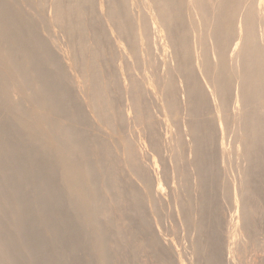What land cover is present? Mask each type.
<instances>
[{"label":"bare ground","instance_id":"6f19581e","mask_svg":"<svg viewBox=\"0 0 264 264\" xmlns=\"http://www.w3.org/2000/svg\"><path fill=\"white\" fill-rule=\"evenodd\" d=\"M208 3V7L211 9L207 7L206 0H0V107H8L9 111L12 112L11 114H15L16 116L15 120L9 123V125H12L9 126L7 124L9 127H0V264H23V261H27L28 264H62L57 250L63 246L65 248L68 247V250H70L69 244L63 240L62 243L55 244L56 251L52 253V257L48 259V262H46L47 260L42 262L38 258V254L44 252L46 249L38 242V236L32 237L26 230L28 222L36 218L47 220L45 232L46 230L48 232H51L53 229L56 230L59 226V229H70L74 234L78 231V226L85 222L86 227L92 230L94 234V239L92 240L91 237L90 241H86L85 243L92 248H97L99 252L98 260L101 264H113L114 259L118 261L117 258H113L115 256H113V250L111 251L112 247L115 246L113 245L114 243L119 244V248L133 246L132 249L136 253L142 249L141 246L143 247V245L148 244L147 240L143 244L140 242L137 244L135 241L136 238H139V233H137L139 228L137 227L138 221L134 220L133 216H131V222L127 223V228L131 229L130 233H127L126 223H119L121 220L118 222L119 224L116 222L114 236H112L113 238L110 237L109 226L112 227L113 224L110 225L111 220L109 216L113 212L122 209V202L124 204L125 199L122 201L118 197L120 196L119 191L121 188L117 184L113 183V187L111 186V188L109 186L107 188V185L105 186L107 188V191L105 190L107 195L102 191L105 181L117 177L115 160H112V164L108 162L105 168H103L105 165L103 162L105 159L110 160V158H114L113 156H117V163L129 175L126 177L129 178L131 176L135 179V186H137V181L139 184L141 182L144 185V190L143 188L139 189V191L135 188L133 190L130 188L132 190V197H129V201L126 200L133 207L137 205V202L143 203L144 208L140 210L142 222H145L144 224L147 229L151 227L155 233L157 232V225L154 227V223H152L155 218L153 217L154 219L151 221L147 217V204L148 207L150 205L155 206L154 204L160 200L158 193L160 190L158 189L161 188L163 190L164 188H159L156 185L158 189L154 190L156 187L154 186L155 183L151 184L147 180L148 178H145L147 170L141 165L142 152L137 144L138 142L134 141L137 140L135 139L136 135L133 140L128 136L129 133H125L124 135L121 133L123 135L121 139H113L111 141V139L105 137L106 135L102 137L94 134L86 129V127L79 129L78 125L98 122V126L104 129L103 133L104 131L105 133L108 132V130L112 133L116 132L120 124L128 127L132 120L135 121V124H143L145 126L144 129L147 128V130L160 125L163 123L161 119L160 124H158L159 121L155 122V119L153 120L155 115L152 113L155 111L152 112L151 109H153L154 104L151 105V109L149 105L152 97L149 100L147 99L148 101L140 99L141 95L149 93L152 96L155 94L154 90H152L153 94L150 91L156 85L164 92L165 103L164 105L161 104L164 116H167L169 120L171 119L170 121L166 119L169 122L168 124L172 121V125L173 123L177 125V134L179 133L180 135L181 133L188 132L192 141L202 140V137L205 139L207 134L203 133V126L207 129V124L205 127L204 124L202 126L199 123L201 127L198 123L197 125H190L188 123L183 124L180 121V115L184 114L181 113L184 109H182L183 105H181V102H183V98L185 97L183 96L182 100L180 98L181 88H179V80L185 86L184 93L187 96L186 104L189 115H192L196 108H200L199 110L202 111L203 106L206 104L203 101L209 100L210 102L208 101V103L211 106L214 105V108L212 107L215 109L213 114L216 115H214V125L221 131L220 145L223 159L228 157L227 155L225 157V153L227 152L225 140L228 136L227 133L230 132L228 130H232L237 134L235 145L237 150L240 151V159L244 163V166L242 165L243 168L240 166L242 169L240 168L241 170L239 171V183H234L235 191L233 192H235V199L242 202L240 204L243 207V219H241L243 220L242 223H244L242 227L244 228L243 232L244 230H248L247 234L245 231V235H248L249 230L251 232L254 228L257 229L255 226L258 224L254 225V218L250 215L255 209L251 207H255L257 203L256 205L250 203L252 205L250 207L246 202H248L247 197L250 198L249 196L256 195L254 189H258V185H255L251 177L254 174L262 172L259 164L257 165L255 162L253 165L254 157L261 156V152L264 151L262 149L264 145V137H262V133H264V0H208ZM137 5L142 6V10L139 13L135 12ZM36 7H40L39 9L42 11L48 7L50 12L49 14L44 12V14L48 15L42 16V11L40 10L41 13L39 14ZM41 7H44V9ZM36 11L38 14H36ZM41 16L50 24L48 27L59 26V30L61 28L68 37H71V44H73L67 45L69 50L67 57H65L66 60L51 53L52 45L44 35L45 31L48 32V27L45 26L47 30L43 27L45 31L42 29L44 31L42 33L40 28L36 29L32 25L36 17H39L41 20ZM42 20L40 22H43ZM42 25L44 26V24ZM52 32L54 33L53 30ZM58 33L56 34L58 37L62 35H58ZM48 35H50V31ZM160 39L168 49L172 50L174 63L168 66L163 76H158L157 74L144 76L138 71L143 76V78H138L136 71L131 66V59L140 62V60H145V56L149 59L154 57L156 49L161 44L157 46V42ZM51 41L52 44L56 42L52 39ZM107 44H113L111 51H107ZM62 51L64 50L62 49ZM158 53L160 54V51ZM160 58H156V60H161ZM119 60L120 63H118V66L112 72V65L114 63L117 64ZM156 60H154V63ZM169 60L170 62L172 61L171 59ZM160 67L162 68L163 66L160 65ZM162 69L164 70V68ZM51 70H59L62 75L51 76ZM68 76L71 77V81L69 84H66L64 83V79H67ZM123 78L126 80L125 86L121 84V79ZM220 80L221 83L219 82ZM197 83H199L200 87H197ZM76 89H78L77 93L75 92ZM115 89L121 91L125 101L129 103L128 106L119 107L117 105L116 97H113ZM158 90L160 89L157 88L156 91L158 92ZM161 90L159 91L160 93ZM208 91L209 95L205 96ZM193 93L199 95L198 98L202 97L204 99L203 97H207L208 99L206 98V100L200 102V98V103L197 104V99L194 100L192 96ZM163 96L159 98L164 100ZM157 105L155 107L156 110L159 107ZM8 108L5 109L8 110ZM85 108L89 109V111H85ZM204 109L206 110V108ZM206 112L208 111L206 110ZM164 116L163 118H165ZM77 119L83 122L74 123V125H77L76 127L72 125L67 126L70 121L72 122ZM179 122L183 125H180ZM229 123L233 128L229 126ZM132 126L134 127V125ZM133 127L132 129H134ZM123 128L127 129L126 127ZM171 128L173 130V127ZM22 129L27 132V135L14 139V134L20 132ZM125 129L124 131H121L122 129L120 131H127ZM132 129L130 130L132 131L131 133L136 134L137 131L133 132ZM140 131L142 132L140 135H143V127H141ZM250 132L253 133L251 134ZM173 136L175 137L174 134ZM97 140L98 142H96ZM92 142H96V144L94 143V145ZM156 142H150L151 147L152 143L156 144ZM177 142V145L174 143L176 145L174 146L176 147L174 151L176 157L181 159V161H177L176 169L178 171H176L179 172L178 174L181 177L178 179L180 175L176 176L180 182H183L182 187L187 188L188 194H192L190 193L192 179L189 180L190 176H187L188 173L184 174L182 170H184L183 168L186 165L197 167L202 163L204 164L207 161V154L206 156L204 155V150H201L202 153L201 151L197 153V151L196 155L195 152L193 153L195 156L188 159L183 146L185 145V141L181 142L180 139H177ZM52 144L57 145V150L51 149ZM41 147L43 150L39 149L40 151L38 150L39 152L34 156L27 159L23 158L25 153L32 150L35 151ZM151 149L153 153L157 151L155 146ZM94 151L95 155L97 154L98 156L96 155L97 157L94 158L93 155V159L95 160H91L90 154ZM156 153L158 154V152ZM236 155H234L235 157L233 156V159L236 158ZM120 156L122 159H120ZM157 157L160 156L158 155ZM185 157L187 158L186 161H184ZM159 159L161 160V157ZM228 159L229 157L227 158V162ZM209 160L212 161L211 159ZM231 160L232 156L229 161ZM234 160L236 161V159ZM227 162L223 164L226 165ZM210 163L207 164L210 165ZM251 163L253 165L251 168H254L253 170L250 169ZM236 167L239 168L238 166ZM58 169L61 171L60 174H56ZM235 173L238 174V172ZM194 174H196V179L198 180L196 186L208 188L207 185L210 183L206 182L208 180L206 179L207 175L205 178V175L199 171H196ZM118 175L121 174L118 173ZM15 180H22L23 186L14 185L13 181ZM4 184H8V188L5 189L6 186L4 187ZM120 184L122 186V182ZM132 185L134 187V183ZM129 186L131 187V185ZM37 187L48 188L50 192L44 193V195L39 196L35 201L34 199L31 201V197L29 200L27 190H33ZM100 190L105 196H99ZM142 190L143 192H140ZM153 190L157 192L155 193ZM68 191H70L69 198L66 199ZM123 195L120 197L123 198ZM127 195L129 196L128 193ZM190 200L183 202L186 209L184 217L188 219L186 221L185 218L186 222H189L191 214L187 210V207L193 205V203L189 202ZM259 202H262V200ZM66 203L68 212L64 211L60 218L53 215L52 209L54 207L65 205ZM128 207L126 206V208ZM135 208L138 210L137 207ZM180 209V206H178V210ZM10 211L15 218H11ZM33 212L34 215H32ZM172 217L176 219L173 215ZM199 217L201 216L198 215V219L201 221L203 216ZM162 218L159 219L163 220ZM159 219L158 222L162 223L163 221H159ZM191 220L192 218L190 219V223H192ZM162 224L164 226V223ZM198 226L199 231H201L202 225L197 224L196 227ZM187 227H185L186 230L190 226ZM237 227L240 229L239 226ZM197 229L196 232L199 233ZM190 231L193 230L189 229L188 232ZM255 232L254 234L257 236L258 233ZM125 235L129 236V240H124ZM186 235L188 237L191 236L189 233H186ZM252 236L248 235L249 238ZM192 237H194V234ZM236 238H238V235ZM251 239L254 242L256 241L254 238ZM257 239L259 240L260 238ZM70 240L69 243L71 242L74 246L82 244L74 235ZM187 240L190 239L187 238ZM241 240H244V238ZM134 241L137 246L134 245ZM216 241L214 242L213 240L211 243L210 240L214 248L210 250L212 253L210 252L211 254L209 253L208 257L205 255V258L208 259V264H215L214 260L221 257L223 248ZM19 245H24V247L20 249ZM253 245H256V242ZM150 246L153 248V245ZM210 246L209 248H211ZM201 247L202 245L198 247V252L196 251L199 259L204 258V256H201L204 253ZM206 247L208 248L207 245ZM244 247L246 248V246ZM145 248L148 249L147 246ZM240 248L238 244L239 253ZM208 249L205 248V250ZM153 253V258H156L157 261L159 260L158 263L162 261L164 264H173L172 257L164 256L159 250ZM188 261L191 260L188 259ZM183 262L181 261V263Z\"/></svg>","mask_w":264,"mask_h":264},{"label":"rangeland","instance_id":"374dc122","mask_svg":"<svg viewBox=\"0 0 264 264\" xmlns=\"http://www.w3.org/2000/svg\"><path fill=\"white\" fill-rule=\"evenodd\" d=\"M209 3H208V0H206V5H207V7L209 6L208 5ZM40 7H36V9H38V13L40 14L41 13V9H39ZM42 8V7H41ZM48 7H46L45 9H44V7L42 8V9H44V11H42V16L43 15H48L49 14V12H50V10H49V8L47 9ZM208 8H210V7H208ZM35 9V8H34ZM137 11H136V10ZM135 12L137 13H139L141 10H142V6L141 5H137L136 7H135ZM211 9V8H210ZM41 10V11H40ZM48 10V11H47ZM33 11V10H32ZM35 11V10H34ZM40 11V12H39ZM44 12H46V13H48V14H44ZM37 13V11H36V14H38ZM36 16H38V15H36ZM41 16V18L43 19V17ZM40 17V16H39ZM39 17H36V20L34 21V23H32V25H34V27L36 28V29H41V32L43 33L45 30H47L48 32H44V35H45V37L49 40V42L51 43V45H52V47H51V53L53 54V55H55V56H60L61 58H64L65 59V57H67V55H68V50H69V48H68V46H70V45H72L71 44V37H68V35L67 34H65L63 31H62V29L60 28V30H59V26H51V28L50 27H48L50 24H48L47 23V21L46 20H42L43 22H40L41 20H40V18ZM38 18H39V20H38ZM46 18H47V16H46ZM42 24H44V26L42 25ZM46 24H48V25H46ZM42 25V26H41ZM116 25V24H115ZM42 28H41V27ZM48 27L47 29H46V27ZM45 28V30H44V28ZM102 27V26H101ZM51 30H50V29ZM42 29L44 30V31H42ZM52 30L54 31V33L52 32ZM56 30V31H55ZM49 31H50V35H48V33H49ZM58 31H59V33H58ZM52 32V33H51ZM58 33V35L59 34H62V35H60L59 37L56 35ZM52 34H53V36H52ZM50 36V37H49ZM55 36H57V37H55ZM54 41H56L57 42V40H59L58 42H57V45H56V42L54 43V44H52V41H51V39ZM55 38V39H54ZM57 39V40H56ZM66 42V43H65ZM58 43H59V47H58ZM60 43H61V45H60ZM158 44H157V46H158V49H156L157 51L155 52L156 54H159L158 53V51H160V54L159 55H156L155 54V59H154V57H152V58H147L146 56H145V63H143L144 61L143 60H140V62L139 61H137V60H133V59H131V66H133V69L136 71V76L139 78H143V76L140 74V72L144 75V76H146V75H149V76H151V75H155V74H157L158 76H163V75H165V73H166V71H167V69H168V66L170 65V64H173L174 63V54L171 52L172 50L169 48H167L165 45H164V42L163 41H161V39L157 42ZM69 44V45H68ZM53 45H54V47H53ZM68 45V46H67ZM162 45V46H161ZM164 46V47H163ZM161 48V49H160ZM167 48V49H166ZM61 49V50H60ZM62 49L65 51H62ZM106 49H107V51H111L112 49H113V44H107L106 45ZM166 49V50H165ZM163 50V51H162ZM170 52H169V51ZM62 51V52H61ZM167 52H169L170 53V55H169V53H167ZM67 53V54H66ZM156 56H158V57H156ZM161 58H160V57ZM169 56V58H167ZM163 57V58H162ZM156 58L158 59V58H160L161 60H156ZM169 59H171L172 61V63L170 62V60ZM66 60V59H65ZM154 60H156V62L154 63ZM164 60V61H163ZM169 60V61H168ZM149 61V62H148ZM151 61V62H150ZM158 61V62H157ZM160 61V62H159ZM163 62V64H161ZM170 62V63H169ZM118 63H120V60L117 62V64L116 63H114L113 65H112V68H111V71L113 72L115 69H116V67L118 66ZM142 63V64H141ZM155 65H154V64ZM160 64L161 66H163L162 68H164V70L160 67V65H157V64ZM167 63V64H166ZM169 63V64H168ZM136 64V65H135ZM136 66H138V67H136ZM151 66V67H150ZM154 66V67H153ZM146 67V68H145ZM156 67H158V68H156ZM167 67V68H166ZM115 68V69H114ZM138 69V70H137ZM140 69V70H139ZM159 69V70H158ZM162 71H161V70ZM133 70V71H134ZM146 70H148V71H146ZM138 71H140L139 73H138ZM165 72V73H164ZM164 73V74H163ZM134 74H135V72H134ZM50 75L51 76H60V75H62V73H61V71H54V70H51V72H50ZM221 77H223V76H221ZM223 78H225V77H223ZM222 78V79H223ZM226 79V78H225ZM224 80V79H223ZM70 81H71V77L70 76H68L67 77V79L65 78L64 79V83H66V84H69L70 83ZM227 81V80H226ZM220 83H221V80L219 81ZM222 83H223V81H222ZM228 83H230V82H228ZM121 84H122V86H125L126 85V80L123 78V79H121ZM196 85H198L197 87H200V85H199V83H197ZM229 85V84H228ZM156 86V85H155ZM153 87L152 89H151V91H150V93L151 94H153L152 92V90H154V93L156 94H153L152 96L149 94V93H147V94H144V95H141L140 96V99H142V100H149L151 97V100H150V109L152 108L151 107V105H153L154 107H153V109H151L152 110V112L153 111H155V112H153L152 114H154L155 115V117H153V120L155 121V122H157V121H159V123L158 124H160V119L162 120L161 122H163V123H161L160 125H156L155 127H152L151 129H148L147 130V128L146 129H144L145 128V126H143V124L142 125H140L139 123L137 124H135V121H133L132 120V124L131 123H129V126L127 127V126H123V125H119L120 127L122 126V130L120 129V127L118 126V130H116V132H111V131H109L108 130V132H106L105 133V131H104V133H103V130L104 129H102V128H100L99 126H98V122H90L89 124H81V125H78L79 126V129H81V128H85L86 127V129H88L90 132H92V133H94V134H97V135H100V136H102V137H104L105 135V137H107V138H109V139H111V141H113V139H121V136H123L125 133L126 134H128V136L129 137H131L132 139L134 138V136L136 137L135 139H137V140H134V141H136V142H138L137 144H138V146H139V148H140V151L142 152L141 154H142V156H141V165L143 166V168H146V174H147V176H146V174H145V178L152 184V183H155L154 184V186H158L159 188L160 187H162V188H164L163 190H161V188L160 189H158V187L156 188H154V190L155 189H158V190H160V191H158V193H159V195H160V200H158V202H156V204H154L155 206H149L148 207V204H147V208H148V213H147V217L148 218H150V220L152 221L154 218V221H152V223H154V227H156V225H157V227H158V229H157V227H156V230H157V232L155 233V231H154V229L153 228H151V227H148L149 229H147L145 226V222L143 223L142 222V218H141V214H140V210H142V208H144V206H143V203H140V202H137V205L136 206H131L129 203H128V201H129V199L132 197V190L135 188V189H137L138 191H139V189L141 190L142 188H143V190H144V185H142L141 184V182H140V184L142 185V187H141V185L139 184V182L137 181V186H135L136 185V181H135V179H133L131 176V180L128 178V177H126V176H129V175H127V173H126V171H125V169H122V167H120L121 165H119V163H117V161H116V157L117 156H113L114 158H110V160H107V159H105V161L103 162V163H105V165L103 166V168H105L106 167V164H108V162L110 163V164H112V160L116 163L115 165V167H116V176L118 177H115L114 179H110V180H107V181H105V184H104V189L102 190V191H104L105 192V190L107 189V188H111V186L113 187V183L114 184H117L119 187V189H120V193H119V195L120 196H122V194H124L123 196V198H121L120 196H118V191H117V196L122 200V201H124L123 199H125V202H124V204H123V202H122V206H121V208L122 209H120V210H117V212H113L112 214H110V216H109V219L111 220H109L110 221V225H112V227L111 226H109V235H110V233H111V235H110V237L111 238H113L112 236H114V232H115V225L119 222V221H121V222H119V223H122V222H124V223H126V228L128 227V224L127 223H129V222H131V216H133L134 217V220H136V221H138V228H139V231H138V229H137V233H139V238H136V242H137V244H139L138 242H140V243H144L146 240V242L148 243L146 246H147V248L148 249H146L145 247V245H143V247L141 246V250L140 251H138L139 252V254H138V252L136 253V251L134 252L133 251V249H132V247L130 248V247H128V248H119V244L117 245L116 243H114L113 245H115L114 247H112V249H111V251L113 252V256H115V257H113V258H117V260L118 261H116L115 259V261L117 262H115L114 260H113V262L115 263V264H164V262H160V263H158V261H157V259L156 258H153L154 257V253L153 252H156L157 250H159L164 256H170V257H172L173 258V264H174V262L176 261V262H180V263H176L175 262V264H208V259L207 258H205V255H206V257H208V255H209V253L211 252L210 250H212V248H214V245L213 244H211L212 243V241L214 240V242L216 241L217 243H218V245L219 246H221V248H223L222 249V253H221V257L219 258V259H216V260H214L215 261V264H264V161H263V152H261L262 154H261V156H263V157H261V156H258V157H254V162H253V165H254V163L256 162L257 163V165L259 164V167H260V170L262 171V172H259V174L257 173V174H254L253 175V177H251L252 179V181H254L255 182V185H258L257 186V190L256 189H254L255 191V194L257 195L258 193V195L255 197L254 195H252V196H254V197H252V196H249L250 198H248L247 197V201L248 202H246V203H248L249 205H250V203L252 204V203H254L253 205H256V203H257V205L254 207H251L252 205H250V207L251 208H255L253 211H252V213L250 214V215H252V217L254 218L253 220L255 221L254 222V225H257V226H255V227H257V229L256 228H254L251 232H250V230H249V232H250V234L251 235H253L252 237H248V235L249 236H251L250 234H249V232H248V235H245V231H246V234H247V231L248 230H244V232H243V229L244 228H242L243 227V225H244V223H242V221L243 220H241V219H243V210H242V206H241V204L240 203H242L241 201H239V200H236L235 199V192H233V191H235V182H236V184H238L239 183V177H240V173H239V171L243 168V166H244V163L243 162H241L242 160L240 159V157H241V154L239 153L240 151L239 150H237V148H236V136H237V134L234 132V131H232V130H228V131H230V132H228L227 134H228V136L226 137V140H225V146L227 147V152L225 153V157H229V159H228V162H227V158H224L223 159V155H222V152H221V145H220V135H221V131L220 130H218V128H216L215 127V121H214V118H215V114H213V112H215L214 110L215 109H213L214 108V105H212L211 106V104L210 103H208V101L209 100H206V98L207 97H203L204 99H202V97H199L198 98V96L199 95H196L195 93H193L192 94V96H193V98H194V100H196L198 103L197 104H199L202 100H206V101H203V102H205L204 104L206 105V107H205V105L203 106V109L204 108H206V110L208 111V112H206V110L204 109V111H203V109H202V111L201 110H199L200 108H196L195 110H194V112L192 113V115H189V113H188V111H187V104H186V102H187V96L185 95V93H184V91H185V86H184V84L183 83H181V81L179 80V88H181V91H180V95H181V100H182V98H183V96L185 97V98H183V102H181L180 104L181 105H183L182 106V109H183V112H181V113H184V114H182V115H180L181 117H180V121L183 123V124H190V125H197V123H198V125H199V123H201L202 124V126H203V124L205 125V127H206V124H207V129L206 128H204V126H203V133H205V134H207V136H205V139L202 137V140L201 139H199L198 141H192V139L190 138L191 136H189V134H188V132H185L184 134H180L179 135V133L177 134V132H178V130H177V125L175 124L174 125V123H173V125H172V121L170 122V124H168L169 122L168 121H170L169 120V118L167 117V116H164V111H163V106H161V104L162 105H164V103H165V96H163V94H164V92L161 90V88L159 87V86H156V87ZM157 88L158 89H160L161 90V93L159 92L160 90H158V92L156 91L157 90ZM75 92L77 93L78 92V89H76L75 90ZM182 92V93H181ZM162 94V95H161ZM154 95H155V97H154ZM207 95H209V91H208V93L205 95V96H207ZM156 96H157V98H156ZM163 96V98H164V100H163V102H162V100L160 99L161 97ZM200 96H201V94H200ZM113 97H116V100H117V105L120 107H122V106H128L129 105V103L127 102V101H125V99H124V97H123V94L121 93V91L119 90V89H115V91H114V93H113ZM154 97V98H153ZM160 97V98H159ZM201 98V99H200ZM199 99H200V102H199ZM208 99V98H207ZM147 100V101H148ZM157 100V101H156ZM195 101V102H196ZM210 102V101H209ZM29 104V103H28ZM159 105V107H158V105ZM213 104V103H212ZM156 105H157V107H158V109H159V111H161V112H159L158 111V109L156 110ZM143 106H145L144 104H143ZM2 107V109L0 110V127H2V126H5V127H9L10 125H12V124H10L9 125V123H12V121H14L15 120V118H16V116H15V114H11L12 112H10L9 110V108L8 107H4V106H1ZM0 107V108H1ZM4 107V108H3ZM208 107V108H207ZM213 107V108H212ZM5 108H8V110H6ZM213 109V110H212ZM85 111H89V109H87V108H85ZM161 113V114H160ZM163 113V114H162ZM180 113V114H181ZM204 113H206V114H204ZM153 115V116H154ZM165 117V118H163V116ZM213 115V116H212ZM215 115V116H214ZM11 118V119H10ZM163 118V119H162ZM9 119V120H8ZM168 121H167V120ZM182 119V120H181ZM184 119V120H183ZM5 120V121H4ZM212 120H213V122H212ZM11 121V122H10ZM74 121V120H73ZM71 122L70 121V123L67 125V126H74V127H76L77 125L75 124L74 125V123H76V122H83L82 120H75L74 122ZM6 122V123H5ZM176 123V122H175ZM180 123V122H179ZM182 123H180V125L182 124ZM210 123H211V126H210ZM9 126H8V125ZM79 124V123H78ZM131 124V125H130ZM182 124V125H183ZM201 124L199 125V126H201ZM209 124V125H208ZM230 124V123H229ZM65 125V126H66ZM88 125V126H87ZM132 125H134V127L132 126ZM137 125H140V126H137ZM201 126V127H202ZM229 126H231V124L229 125ZM96 127H97V130H96ZM123 127H126L127 129H125V128H123ZM132 127L135 129V131H134V129H132ZM139 127V128H138ZM141 127H143V135L141 134L140 135V133H142L141 131H140V129H141ZM171 127H173V130H172V128ZM174 127H176V128H174ZM232 128H233V126H231ZM231 127H230V129H231ZM78 128V127H77ZM93 128V129H92ZM129 128V129H128ZM99 129H101V130H99ZM124 129L125 130H127V131H125V132H121V131H124ZM133 130V132H136L137 131V133L135 134H133V133H131L132 131H130V130ZM228 129H229V127H228ZM23 130V129H22ZM22 130H20V132H16L15 134H14V139H17V137H19V138H21V137H23V135L25 136V135H27L26 133L27 132H25V130H23V132H21ZM99 130V131H98ZM121 130V131H120ZM145 130V131H144ZM171 130V131H170ZM175 130V131H174ZM177 130V131H176ZM140 131V132H139ZM206 131V132H205ZM118 132V133H117ZM173 132V133H172ZM101 133V134H100ZM114 133H115V135H114ZM120 133V134H119ZM123 135H122V134ZM131 133V134H130ZM251 134L253 133V132H250ZM117 134V135H116ZM173 134L175 135V137L173 136ZM205 134H203V135H205ZM230 134V135H229ZM250 134V136H252ZM263 135H262V137H264V133H262ZM130 135H132V136H130ZM140 135V136H139ZM170 135V136H169ZM16 136V137H15ZM142 136H143V138H142ZM172 136H173V138H172ZM210 138H209V137ZM229 137V138H228ZM209 138V139H208ZM227 138H228V141H227ZM143 139V140H142ZM177 139H180L181 140V142L182 141H185V145H183L184 146V149L186 150V157L188 156V159H190V158H192L193 156H195L197 153H199L201 150L204 152V155L206 156V154H207V161L203 164H201V165H199V166H197V167H195V166H193V165H190V166H187L186 165V167L185 168H183L184 170H182V172L185 174H187V176L190 178L189 180H191L190 182H191V192L190 193H192V194H188L189 193V191L187 192L186 190H187V188L185 189L184 188V186L182 187V185H183V182H180L178 179H180V177H181V175L180 174H178L179 172H177L178 170L176 169V165L178 164V162L177 161H181V159H179V158H177L176 157V155H175V151H174V149H176V147H174V146H176L177 145ZM141 140H142V142H141ZM167 140H168V142H167ZM116 142H119V141H117V140H115ZM155 141H157L156 142V144L155 143H152V147H151V143L150 142H155ZM159 141V142H158ZM174 141V142H173ZM226 141H227V143H226ZM230 141V142H229ZM96 142H98V140L96 141ZM96 142H92L93 144L95 143L96 144ZM173 142V143H172ZM187 142V143H186ZM158 143H160V144H158ZM168 143V144H167ZM171 143H172V145H171ZM176 145H175V144ZM94 144V145H95ZM143 144V145H142ZM155 144V145H154ZM229 144V145H228ZM141 145V146H140ZM154 146H155V148H156V152H158V154L156 153V152H154L155 154H157V155H155L154 153H153V151H152V149L151 148H154ZM171 146H172V148H171ZM235 146V147H234ZM95 147V146H94ZM233 147V148H232ZM57 148V145H55V144H52L51 145V149H56ZM169 148H171V149H169ZM234 148H236V149H234ZM43 150V148L41 147V148H38V149H36L35 151L34 150H32V151H30V152H28V153H25L24 155H23V158H29V157H32V156H34L35 154H37V152H39L40 150ZM150 149V150H149ZM231 149V150H230ZM262 149L264 150V145L262 146ZM39 150V151H38ZM57 150V149H56ZM233 150V151H232ZM147 151V152H146ZM198 151V152H197ZM202 151H201V153H202ZM207 151H208V153H207ZM230 151V152H229ZM34 152H36V153H34ZM195 152V155L193 154ZM197 152V153H196ZM206 152V153H205ZM233 152H235V153H233ZM148 153H149V155H148ZM189 153H190V155H189ZM229 153V154H228ZM238 153H239V155H238ZM30 154V155H29ZM146 154V155H145ZM150 154H151V156H150ZM29 155V156H28ZM92 155V156H91ZM93 155H94V158H96L97 156L95 155V151L92 153V154H90V157H92L91 158V160H95V159H93ZM148 155V157H146L145 158V156H147ZM160 156L161 157V160L163 161H161L159 158L160 157H157V156ZM227 155V156H226ZM234 155H236V158H234V159H236V161L233 159V156ZM209 156V157H208ZM231 156H232V160L231 161H229L230 160V158H231ZM239 156V157H238ZM121 157V156H120ZM153 157H154V159H153ZM155 157H156V159H158L157 161H156V159H155ZM185 157V158H186ZM211 157V158H210ZM235 157V156H234ZM151 158H152V160H151ZM177 158V159H176ZM238 158V159H237ZM90 159V158H89ZM120 159H122V157L120 158ZM150 159V160H149ZM209 159H211L212 161H210ZM187 160V158L186 159H184V161H186ZM238 160V161H237ZM142 161H144V162H142ZM240 161V162H239ZM209 162H211L210 163V165L209 164H207V163H209ZM227 162V164L226 165H224L225 163ZM230 162V163H229ZM233 162H235V163H233ZM237 162V163H236ZM174 163H175V166H174ZM177 163V164H176ZM224 163V164H223ZM240 163V164H239ZM243 163V164H242ZM232 164V165H231ZM233 164H234V166H233ZM162 165V166H161ZM224 165V166H223ZM238 166L239 168H237L236 166ZM243 165V166H242ZM251 165H252V163H251ZM253 165L252 166H250V169L251 170H253L254 168H251V167H253ZM110 166V165H109ZM210 166V167H209ZM234 168H233V167ZM242 168H241V167ZM108 167V166H107ZM121 168V170H120V168ZM195 167V168H194ZM232 167V168H231ZM118 168V169H117ZM189 168V169H188ZM237 168V169H236ZM241 168V169H240ZM196 169V170H195ZM198 169H200V170H198ZM239 169V170H238ZM124 170V171H123ZM177 170V171H176ZM187 172H186V171ZM176 171V172H175ZM196 171H199L200 173L202 172V174L203 175H205L204 177L206 178V175H207V178L206 179H208V180H206V182H209V183H207V184H209V185H207L208 186V188H204V187H197L196 186V184H197V177H196V174H194ZM121 172H124V173H121ZM193 172V173H192ZM235 172H238V174L237 173H235ZM60 174L61 173V171H60V169H58L57 171H56V174ZM118 173H120L121 175H118ZM176 173V174H175ZM191 173V174H190ZM205 173V174H204ZM124 174V175H123ZM129 174V173H128ZM184 174H183V176H184ZM194 176H193V175ZM236 174V175H235ZM173 175V176H172ZM178 175H180V176H178V179H177V176ZM233 175H235L234 177H233ZM166 177V178H165ZM209 177V178H208ZM232 177V178H231ZM117 178V179H116ZM171 178H173V179H171ZM118 179H121V180H118ZM151 179H153V180H151ZM161 179H162V181H161ZM166 179V180H165ZM134 180V181H133ZM160 180V181H159ZM178 180V181H177ZM235 180V181H234ZM16 181H17V183H16ZM115 181V182H114ZM152 181V182H151ZM14 182V185H17V186H23V183H22V180L20 181H18V180H15V181H13ZM19 182V183H18ZM122 182V186H121V184L120 183ZM130 182V183H129ZM132 182V183H131ZM157 182V183H156ZM178 182H180V184H178ZM238 182V183H237ZM250 182V181H249ZM134 183V187H133V184ZM159 183V184H158ZM176 183V185H174ZM258 183V184H257ZM173 184V185H172ZM107 185V186H106ZM129 185H131V187L129 186ZM166 185V186H165ZM6 186V187H5ZM107 188H106V187ZM109 186V187H108ZM128 186H129V188H128ZM140 186V188H138ZM178 186V187H177ZM181 186V187H180ZM4 187H5V189L6 188H8V184L6 185V184H4ZM124 187V188H123ZM175 187V188H174ZM193 187H194V189H193ZM210 187V188H209ZM42 188V187H41ZM40 187H37L36 189H30V190H27V197H28V199L30 200V197L32 198L31 199V201H33V199H34V201H35V199H38V197L39 196H42V195H44V193H49L50 192V189H48V188H42L41 189ZM132 190H131V189ZM178 188V189H177ZM256 188V187H255ZM124 189V190H123ZM181 189V190H180ZM128 190V191H127ZM143 190L142 191H140V192H143ZM153 190V191H154ZM192 190H194V192H192ZM40 191V192H39ZM102 191L100 190V194H99V196H101L102 197V195L103 196H105L104 194H106V192L103 194L102 193ZM107 191V190H106ZM125 191V192H124ZM127 191V192H126ZM182 191V192H181ZM186 191V192H185ZM30 193V195H29V193ZM69 192L70 191H68L67 193H66V199H68L69 198ZM116 192V191H115ZM131 193V195H130V193ZM155 193L157 192V191H154ZM164 192H166V193H164ZM170 192V193H169ZM256 192H258V193H256ZM127 193L129 194V196L127 195ZM154 193V195H156ZM157 193V194H158ZM169 193V194H168ZM163 194V195H162ZM176 194V195H175ZM181 194V195H180ZM107 195V194H106ZM127 195V196H126ZM162 195V196H161ZM171 195V196H170ZM173 195V196H172ZM188 195V196H187ZM192 195V196H191ZM98 196V197H99ZM131 196V197H130ZM157 196V195H156ZM259 196V197H258ZM260 196H261V199H260ZM128 197V198H127ZM130 197V198H129ZM162 197V198H161ZM185 197V198H184ZM192 197V198H191ZM258 197V198H257ZM178 198V199H177ZM203 198H205L204 199V201H203ZM254 198H257V199H254ZM128 201H127V200ZM184 199H186V200H190V199H192V200H190L189 202H191V204L193 203V205L190 207V206H188L187 207V210H189V212L191 213L190 214V219L192 218V220H191V222L192 223H190V219H189V222H186L188 219L186 218V217H184V213H186L185 211H186V209L184 208V205H183V202L184 201H186V200H184ZM196 199V200H195ZM258 199H260V200H262V202H257V200ZM180 200V201H179ZM194 200V201H193ZM162 202H163V204H162ZM172 202V204L170 205V203ZM125 203H127V204H125ZM174 203V204H173ZM176 203V204H175ZM238 205H237V204ZM159 204V205H158ZM247 204V205H248ZM123 205H125V206H123ZM130 205V207H128ZM157 205V206H156ZM163 207H162V206ZM166 205V206H165ZM169 205V206H168ZM202 205V206H201ZM240 205V206H239ZM126 206L128 207V208H126ZM174 206H176V207H174ZM178 206H180V210H178ZM67 203L65 204V205H58V206H56V207H54L53 209H52V213H53V215H56L58 218H60L62 215H63V213H64V211H67ZM123 207H125V208H123ZM133 207V208H132ZM135 207H137V209L138 210H136V208ZM104 208H105V206H104ZM141 208V209H140ZM159 208V209H158ZM166 208V209H165ZM190 208V209H189ZM131 209H133V210H136V211H133V210H131ZM157 209V210H156ZM176 211H174V210ZM177 209V210H176ZM162 210V211H161ZM173 210V211H172ZM131 211V212H130ZM139 211V212H138ZM155 211V212H154ZM166 211H167V213H166ZM68 212V211H67ZM133 212V213H132ZM152 212V213H151ZM173 212V213H172ZM181 212V213H180ZM10 213H11V218H15V216H13V213L10 211ZM131 213V214H130ZM165 213V214H164ZM201 213V214H200ZM132 214H134V215H132ZM150 214V215H149ZM157 214H158V217H157ZM168 214V215H167ZM170 214H172L176 219H174L173 217H172V215H170ZM175 214V215H174ZM32 215H34V212H33V214ZM167 215V216H166ZM183 215V216H182ZM195 215L196 216V218H195V216H194V218H193V216ZM198 215H200L201 217L203 216V218H201V217H199V218H201L202 220H203V222H202V220L200 221V219H198ZM130 216V217H129ZM163 218H162V217ZM172 218H171V217ZM154 217V218H153ZM159 218H162L163 220H161V219H159ZM167 218V219H166ZM185 218H186V221H185ZM158 219H159V221H163L162 223H164V226H163V224L161 223V222H158ZM238 219V220H237ZM168 220V221H167ZM231 220V221H230ZM114 221V222H113ZM238 221H239V223H238ZM9 222V221H8ZM117 222V223H116ZM166 222V223H165ZM182 222H184V223H182ZM186 222V223H185ZM199 222V223H198ZM46 223H47V220L46 219H33V221H31V222H28V224H27V226H26V230L30 233V235L32 236V237H36V236H38L39 238H38V242L39 243H41V246L43 247H45V253L44 252H41V253H39L38 255H39V259H40V261H42V262H45L46 260V262H48V259H50V257H52V253L54 252V251H56V249H55V244L57 243H62L63 241H66L68 244H69V246H70V250H68V247H61V248H59L58 250H57V252L59 253V255H60V261H62L61 263L62 264H101L100 262H99V260H98V255H99V252H98V250H97V248L95 249V248H92V247H90V246H88L85 242L86 241H90V238L93 240L94 239V234H93V232H92V230H90L88 227H86V224H85V222L84 223H81L82 225H79L78 226V231L77 232H75L74 234L72 233V231L70 230V229H59V226H58V228L56 229V230H52L51 232H48L47 230H46V232H45V229H46ZM118 223V224H119ZM143 223V224H142ZM162 224V225H160V224ZM176 223V224H175ZM182 223V224H181ZM190 223V224H189ZM184 224H185V226H184ZM193 224V225H192ZM197 224L198 225H202V228H200V230L201 231H199V226L198 227H196L197 226ZM237 224V225H236ZM175 225H177V226H175ZM182 225V227L180 228V226ZM190 227H189V226ZM141 228H140V227ZM163 226V227H162ZM175 226V227H174ZM189 227V229L190 230H193V231H190V232H192V233H190V232H188L189 231V229H185V227ZM193 226V227H192ZM237 226H239V228L240 229H238V227ZM259 226V227H258ZM165 227V228H164ZM187 227V228H188ZM194 228V229H192V228ZM230 227V228H229ZM260 227H262V228H260ZM163 228V229H162ZM177 228V229H176ZM180 228V229H179ZM196 228H198L197 230L199 231V233H197L196 232ZM236 228V229H235ZM258 228H260V229H258ZM152 229V230H151ZM182 229V230H181ZM229 229V230H228ZM256 229V230H255ZM127 233H130L131 232V229L130 228H127ZM160 230V231H159ZM181 230V231H180ZM184 230V231H183ZM231 230H233V231H231ZM256 232H255V231ZM258 230H260V231H258ZM159 231V232H158ZM185 231H187V232H185ZM238 231V232H237ZM258 231V232H257ZM237 232V233H236ZM241 232V233H240ZM252 232H253V234H252ZM254 232L255 233H258L257 234V236H256V234H254ZM260 232V233H259ZM186 233L188 234L189 233V235H191V236H187L186 235ZM195 233H197V234H195ZM233 233V234H232ZM263 233V234H262ZM113 234V235H112ZM158 234V235H157ZM193 234H194V237H192L193 236ZM230 234V236H228ZM73 235L75 236V237H77V239H79V241L82 243L81 245H79V246H74L71 242L69 243V240L73 237ZM196 235V236H195ZM237 235H238V238H236L237 237ZM244 235V236H243ZM137 236V237H138ZM164 236V237H163ZM183 236V237H182ZM213 236V237H212ZM256 236V237H255ZM146 237V238H145ZM199 240H197L196 238ZM216 237V238H215ZM227 237V238H226ZM262 237V238H261ZM156 238H157V240H156ZM187 238L188 239H190V240H187ZM212 238V239H211ZM244 238V240H241V239H243ZM246 238V239H245ZM251 238H254V240L256 239V245H257V243H258V245L256 246V245H253L252 246V244H255V242L253 241V239H251ZM257 238H260L259 240L257 239ZM149 239H151V240H149ZM182 239V240H181ZM216 239V240H215ZM219 239V240H218ZM234 239V240H233ZM261 239H262V241H263V243H262V241H261ZM61 240V241H60ZM63 240V241H62ZM124 240H129V236L128 235H125V237H124ZM152 240H154V241H152ZM210 240H211V243H210ZM220 240H222V241H220ZM225 240V241H224ZM228 240V241H227ZM246 240V241H245ZM251 240V241H250ZM71 241V240H70ZM134 241V242H135ZM187 241V242H186ZM192 241V242H191ZM195 241V242H194ZM209 241V242H208ZM241 241V242H240ZM133 242V243H134ZM136 242L134 243V245L136 244ZM159 242V243H158ZM185 244H184V243ZM225 242L227 243L226 245H225ZM246 242V243H245ZM254 242V243H253ZM59 243V244H60ZM232 243V244H231ZM247 243H249L248 245H247ZM260 243V244H259ZM186 244H188V245H186ZM193 245V247H192V245ZM222 244H223V246H222ZM238 244H239V247H241V248H243L244 249V252H243V249H241L240 248V253H239V250H238ZM251 244V245H250ZM118 247H117V246ZM149 245V246H148ZM150 245H153V248H152V246H150ZM199 246H201L202 245V247L201 248H203V252L204 253H202L201 254V256L203 257L204 256V258H198L199 256H198V253H196V251L198 252V247ZM206 245L208 246V248H209V245H211L210 247L211 248H207L206 247ZM236 245V246H235ZM68 246V245H67ZM135 246H137V245H135ZM154 246H155V248H156V250H155V248H154ZM185 246V247H184ZM244 246H246V248L244 247ZM249 248H248V247ZM261 248H260V247ZM24 247V245H19V248L20 249H22ZM197 247V248H196ZM229 247V248H228ZM232 247V248H231ZM237 247V248H236ZM263 247V248H262ZM63 248H65V249H63ZM113 248H115V249H113ZM118 248H119V250H118ZM205 248L206 249H208V250H205ZM228 248V249H227ZM230 248H231V250H230ZM251 248V249H250ZM131 249V250H130ZM155 251H154V250ZM191 249H193V250H191ZM197 249V250H196ZM226 249V250H225ZM236 249V250H235ZM153 252H152V251ZM238 250V251H237ZM247 250V251H246ZM115 251V252H114ZM117 251V252H116ZM206 251V252H205ZM208 251V252H207ZM225 251V252H224ZM256 251V252H255ZM119 252V253H118ZM188 254H187V253ZM224 252V253H223ZM227 252V253H226ZM230 252V253H229ZM115 253V254H114ZM184 253V254H183ZM191 253V254H190ZM205 253H207V254H205ZM212 253V252H211ZM210 253V254H211ZM239 253V254H238ZM137 254V255H136ZM150 255V256H149ZM153 255V256H152ZM184 255H185V257H184ZM189 256V258H188V256ZM195 255V256H194ZM197 255V256H196ZM235 255V256H234ZM118 256V257H117ZM186 256H187V258H186ZM194 256V257H193ZM223 256V257H222ZM40 257H42V258H40ZM64 257V258H63ZM121 257V258H120ZM182 257V258H181ZM196 257H197V259H199V260H197L196 259ZM236 257V258H235ZM43 259H45V260H43ZM62 259V260H61ZM120 259H121V261H120ZM125 259V260H124ZM153 259V260H152ZM155 259V260H154ZM178 259H180V261H178ZM188 259L189 260H191V261H188ZM228 259V260H227ZM175 260V261H174ZM125 261V262H124ZM181 261L183 262V263H181ZM197 261V262H196ZM207 261V262H206ZM223 261H224V263H223ZM232 261V262H231ZM64 262V263H63ZM112 262V263H113ZM206 262V263H205ZM210 262V261H209ZM217 262V263H216ZM229 262V263H228ZM255 262V263H254ZM23 264H28L27 263V261H23L22 262ZM113 263V264H114ZM214 263V262H213Z\"/></svg>","mask_w":264,"mask_h":264}]
</instances>
